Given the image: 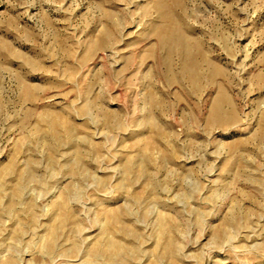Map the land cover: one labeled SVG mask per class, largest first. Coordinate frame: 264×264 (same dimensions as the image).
Masks as SVG:
<instances>
[{
	"label": "rangeland",
	"instance_id": "374dc122",
	"mask_svg": "<svg viewBox=\"0 0 264 264\" xmlns=\"http://www.w3.org/2000/svg\"><path fill=\"white\" fill-rule=\"evenodd\" d=\"M108 242L264 264V0H0V264Z\"/></svg>",
	"mask_w": 264,
	"mask_h": 264
},
{
	"label": "bare ground",
	"instance_id": "6f19581e",
	"mask_svg": "<svg viewBox=\"0 0 264 264\" xmlns=\"http://www.w3.org/2000/svg\"><path fill=\"white\" fill-rule=\"evenodd\" d=\"M166 33V32H165ZM158 34V33H157ZM168 35H169V37L170 38H175V40H180V38H181V40H183V41H185L184 40V37H180V36H178V35H175V31L174 30H171V31H169V33H167ZM181 34H183V33H181ZM174 36V37H173ZM161 40V39H160ZM183 44H185V43H183ZM186 45V44H185ZM187 46V45H186ZM177 49V48H176ZM103 50V49H102ZM167 51V50H166ZM186 55V54H185ZM188 55V54H187ZM169 60V59H168ZM199 64V63H198ZM166 65V64H165ZM192 67H190V69H191ZM194 68V67H193ZM195 79V78H194ZM78 171V170H77ZM81 175V174H80ZM29 176H30V174H29ZM84 177V176H83ZM71 198V197H70ZM54 237V231H53V229H50V231H49V235H48V238H47V241H46V246H47V248L48 249H51V247H52V245H53V238ZM166 244V243H165ZM170 248H171V244L169 243V241H168V243H167V245H166V251L167 252H169L170 251ZM174 250V249H173ZM121 251V248L120 247H117V245H113V244H111L110 242H108V243H106V245H104V246H96V247H94L93 249H92V256L93 257H98V256H100L101 254H104V256L106 255L107 256V260H108V262L109 263H112V264H114L115 262H116V258L118 257V253ZM172 251V250H171ZM50 254V253H49ZM169 254V253H168ZM173 255V254H172ZM100 258V257H99ZM121 259H122V257H120ZM171 258V257H170ZM123 261V260H122ZM125 261V260H124ZM123 261V262H124ZM119 264H120V262H118ZM117 263V264H118ZM121 264H123L122 262H121Z\"/></svg>",
	"mask_w": 264,
	"mask_h": 264
}]
</instances>
